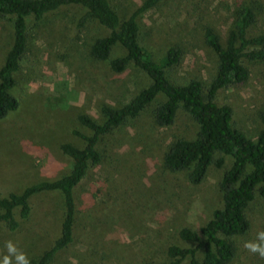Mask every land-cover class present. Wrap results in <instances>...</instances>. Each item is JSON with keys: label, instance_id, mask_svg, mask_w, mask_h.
Instances as JSON below:
<instances>
[{"label": "rangeland", "instance_id": "374dc122", "mask_svg": "<svg viewBox=\"0 0 264 264\" xmlns=\"http://www.w3.org/2000/svg\"><path fill=\"white\" fill-rule=\"evenodd\" d=\"M141 1L110 3L125 18ZM234 1L239 0H161L144 13L141 32L154 56L173 43L183 48L181 64L169 71L172 80L185 83L214 75L216 57L203 41V30L210 25L224 40ZM79 14L78 7L62 8L31 32L13 89L18 108L0 119L3 193L20 192L32 183L66 174L71 161L60 145H82L73 130L90 133L77 115L86 113L101 120L102 104L120 106L145 84L132 70L114 73L106 64L91 60V44L107 31L95 21L78 29ZM11 42V29L0 20V65ZM250 71L247 83L222 91L220 98L232 104L238 125L253 138L261 127L258 110L264 104V63L251 65ZM160 100L101 143L102 164L76 192L74 242L53 264H141L150 258L163 259L169 243L184 244L178 235L182 227L198 229L221 206V169L211 166L199 184H191L188 171L170 172L163 167L168 145L176 138H193L197 125L179 112L172 125L157 126L153 110ZM62 216L60 192L36 194L30 218L17 232L2 234L0 259L9 240L29 259L42 254L58 237ZM248 219V231L233 239L236 252L230 264H264V259L243 247L262 230L264 199L251 203Z\"/></svg>", "mask_w": 264, "mask_h": 264}, {"label": "trees", "instance_id": "16d2710c", "mask_svg": "<svg viewBox=\"0 0 264 264\" xmlns=\"http://www.w3.org/2000/svg\"><path fill=\"white\" fill-rule=\"evenodd\" d=\"M160 2L142 0L122 18L110 0H0V20L12 33L11 46L0 65V119L18 108L13 89L33 28L49 14L68 6L80 9L75 19L78 29L95 21L107 31L91 44V60L106 64L114 73L132 70L145 81L120 106L102 104L101 120L86 113L77 115L78 122L90 133L73 130L82 145H60L71 161L66 174L32 183L20 192L0 191V244L2 234L17 232L30 218L36 194L58 191L62 195L59 235L42 254L30 259L31 264H53L72 245L78 219L76 192L89 173L102 164L105 152L101 143L137 120L158 97L162 100L153 110L157 126L172 125L179 112L197 125L193 138H176L168 145L163 167L170 172L188 171L191 184H199L211 166L221 169V206L198 229L184 226L179 230L184 244L171 242L163 259L150 258L141 264H230L236 252L234 237L249 229L251 203L264 199V104L258 110L261 127L251 138L238 125L232 104L220 98L222 91L248 82L251 65L264 63V0L234 1L233 18L224 40L212 26L204 27L203 41L216 57L215 73L209 80L193 78L185 83L169 77V71L183 60L182 46L173 43L156 57L142 36V16ZM115 48L121 52L114 54Z\"/></svg>", "mask_w": 264, "mask_h": 264}, {"label": "clouds", "instance_id": "9594fccd", "mask_svg": "<svg viewBox=\"0 0 264 264\" xmlns=\"http://www.w3.org/2000/svg\"><path fill=\"white\" fill-rule=\"evenodd\" d=\"M243 247L250 253L264 259V230L256 233L254 240L246 241ZM6 253L2 255L0 264H31L27 254L19 250L17 245L9 240L5 244Z\"/></svg>", "mask_w": 264, "mask_h": 264}]
</instances>
